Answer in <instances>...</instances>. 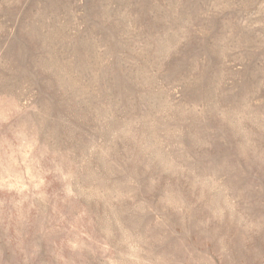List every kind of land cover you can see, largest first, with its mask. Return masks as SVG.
I'll return each mask as SVG.
<instances>
[{
	"label": "rangeland",
	"instance_id": "obj_1",
	"mask_svg": "<svg viewBox=\"0 0 264 264\" xmlns=\"http://www.w3.org/2000/svg\"><path fill=\"white\" fill-rule=\"evenodd\" d=\"M0 264H264V0H0Z\"/></svg>",
	"mask_w": 264,
	"mask_h": 264
}]
</instances>
